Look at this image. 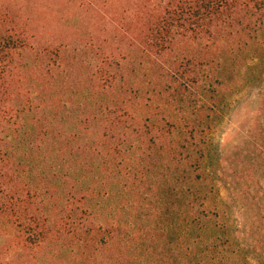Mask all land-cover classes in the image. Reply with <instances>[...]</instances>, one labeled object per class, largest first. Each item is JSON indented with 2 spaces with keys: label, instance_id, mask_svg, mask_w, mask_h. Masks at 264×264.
<instances>
[{
  "label": "rangeland",
  "instance_id": "374dc122",
  "mask_svg": "<svg viewBox=\"0 0 264 264\" xmlns=\"http://www.w3.org/2000/svg\"><path fill=\"white\" fill-rule=\"evenodd\" d=\"M4 5L27 25L30 38L23 50V61L32 69L31 82L44 80L35 91L41 94L46 90L58 97L60 116L75 114L82 118L86 117L80 114L83 105L88 109L102 107L96 117L87 115L88 123L78 127L80 147L92 141L97 145L87 147L91 153H78L82 163L95 159L90 165L95 167L96 176L104 174L100 163L106 160V154L118 163L122 160L115 151L123 152L126 148L124 163H140L143 167L144 174L140 171L138 183L142 193L139 201L145 211L154 207L150 206L151 201H161L163 211L166 205L177 210L181 205H175L176 197L172 194H188L199 187L212 196V202L217 201L216 212L226 211V219L220 221V217L208 212L211 206L203 207L200 201L194 206L191 214H208L201 226L204 221L210 224L212 234L215 230L227 231L228 226L229 231L238 235L245 224L248 228L260 223L255 214L259 207L258 215H264V144L251 135L255 118L264 120V15L244 20L250 28H245V24H221L209 42L178 38L170 50L160 55L148 50L145 55L139 24L135 22L132 30L126 32L127 0H103L91 6L81 5L80 0H5ZM0 33L4 34L2 29ZM88 41L91 44L86 45ZM60 43L70 45L60 47ZM102 51L112 54L105 63ZM107 73L114 76L109 87L102 85L109 81L100 77ZM107 103H112L110 108L121 110L108 113ZM105 116L108 121L103 120ZM127 133L133 139L126 138ZM41 170L48 168L42 166ZM152 170L165 175L149 178ZM176 177L180 178L178 186L174 184ZM100 197H96L95 205L92 201L94 210L100 205L116 210L121 205L120 219L133 218L138 213L131 203L119 204V196L110 200ZM128 199L134 201L135 196ZM256 202L260 205L255 206ZM79 206L86 208L85 203ZM171 212L159 216L164 223L165 241L176 237L179 230L168 227L175 219ZM101 214L105 219V209ZM187 214L184 210L183 215ZM218 239L226 243L228 237L220 234ZM194 240L197 241L186 234L178 241ZM237 240L244 246L240 236ZM111 245L112 241L107 248L100 249V256L114 254L116 246ZM219 246L231 250L227 244ZM62 250L63 257L57 262L73 263L65 247ZM34 252L33 256L41 259L47 256L43 249ZM239 252L242 253H227L220 258L225 264H259L255 253Z\"/></svg>",
  "mask_w": 264,
  "mask_h": 264
},
{
  "label": "trees",
  "instance_id": "16d2710c",
  "mask_svg": "<svg viewBox=\"0 0 264 264\" xmlns=\"http://www.w3.org/2000/svg\"><path fill=\"white\" fill-rule=\"evenodd\" d=\"M4 1L0 0V32L1 29L4 32L0 33V217L3 219L0 224V264H69L57 262L63 257L62 247L74 261L71 264H225L220 255L242 253L239 251L255 253L259 264H264V215H258L259 207L255 214L260 222L257 225L246 228L245 224L241 233L235 235L223 223L227 231L215 230L212 234L210 224L204 221L201 226V220L208 218V214H191L194 206L198 201L203 207L211 206L208 212L220 217V221L226 219V211L216 212L219 208L217 201L212 202V196L203 193L199 187L191 192L188 186L191 192L188 194L182 191L172 194L176 197L175 205H181L177 210L166 205L163 211L161 201L156 204L151 201L150 206L154 207L145 211L139 201L142 193L138 183L140 171L144 174L143 167L140 163H124L128 149L115 151L122 160L119 164L114 162L112 155L106 154V160L100 163L104 174L98 176L95 167L90 165L95 159L83 163L78 159L79 152L88 154L93 152L87 149L88 146H97L92 141L80 147L77 144L81 139L78 127L81 123H88L87 115L96 117L102 107L88 109L83 105L80 114L86 117L82 118L75 114L60 116L58 97L49 95L46 90L41 94L35 91L44 80L36 84L31 82L32 69L27 61H23V50L30 38L27 25L13 15L10 8H3ZM102 1L80 0L81 5L89 6ZM124 12L127 15L126 32L132 30L135 22L139 24L142 53L148 55L151 50L160 55L170 50L178 38L209 42V38H215L221 24L229 27L245 24V28H250L243 21H250L257 17L256 14L259 17L264 15V0H127ZM7 24L10 27H6ZM89 44L88 41L86 45ZM68 45L70 43H60V47ZM101 54L103 63L112 58V54L105 55L104 51ZM100 77L109 81V84H102L108 87L110 79H114L108 73ZM93 102L102 106L98 101ZM110 106L112 103L106 104L108 113L121 110ZM108 119L103 117V120ZM254 122L251 136L264 144V120L259 121L257 117ZM185 124L191 123L185 121ZM190 132L194 133L193 130ZM127 137L133 139L129 134ZM42 166H47L48 170H41ZM152 175L165 174L152 170L148 177ZM179 183L180 178L176 177L174 184L178 186ZM77 194L80 195L78 199ZM101 195L107 200L119 196V204L131 203L130 206L137 207L138 213L133 218L120 219L121 205L116 210L107 205L94 210L92 201L95 205L96 197L100 199ZM132 195L134 201L128 199ZM79 203H85L86 208ZM104 209L105 219H102L101 210ZM184 210L187 215H183ZM169 212L175 214V219L168 227L179 230L175 232L176 237L165 241L164 223L159 216ZM186 234L197 241H178ZM220 234L228 237L226 243L218 239ZM239 236L245 242L244 246H240ZM111 241L116 246L115 253L109 255L103 251L100 256V251ZM223 244H230L228 248L231 250L220 248L219 245ZM42 249L46 258L33 256L34 251Z\"/></svg>",
  "mask_w": 264,
  "mask_h": 264
}]
</instances>
